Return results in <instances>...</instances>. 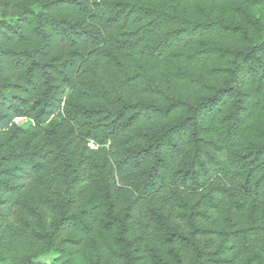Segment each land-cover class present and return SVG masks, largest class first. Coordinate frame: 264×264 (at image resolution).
Wrapping results in <instances>:
<instances>
[{
    "label": "trees",
    "instance_id": "trees-1",
    "mask_svg": "<svg viewBox=\"0 0 264 264\" xmlns=\"http://www.w3.org/2000/svg\"><path fill=\"white\" fill-rule=\"evenodd\" d=\"M0 264H264V0H0Z\"/></svg>",
    "mask_w": 264,
    "mask_h": 264
},
{
    "label": "rangeland",
    "instance_id": "rangeland-1",
    "mask_svg": "<svg viewBox=\"0 0 264 264\" xmlns=\"http://www.w3.org/2000/svg\"><path fill=\"white\" fill-rule=\"evenodd\" d=\"M19 122H21V120H18Z\"/></svg>",
    "mask_w": 264,
    "mask_h": 264
}]
</instances>
